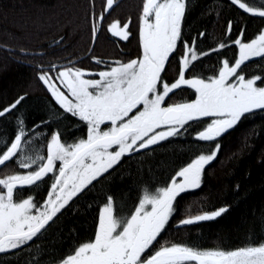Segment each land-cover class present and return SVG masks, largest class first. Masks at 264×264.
Masks as SVG:
<instances>
[{"label":"snow or ice","instance_id":"obj_1","mask_svg":"<svg viewBox=\"0 0 264 264\" xmlns=\"http://www.w3.org/2000/svg\"><path fill=\"white\" fill-rule=\"evenodd\" d=\"M114 3L115 0H106L104 11L92 28L93 41ZM231 3L245 13L264 18V10L251 6L247 0ZM189 4L191 0H143L139 18L142 56L126 63L115 62L116 66L95 74L98 79H86V74H92L74 67L58 70L53 66L54 76L38 73V80L62 112H54L50 119L32 129L18 116L14 138L10 143L0 144V169L15 164L23 170L0 178V253L22 249L43 236L74 198L94 186V182L109 181L125 157L132 159L142 151L154 150L161 142L182 135L190 122L204 120L205 126L193 139L215 142L207 154L197 155L176 170L166 186L153 191L146 188L142 197L138 192V205L127 218L119 215L118 205L114 214L116 197L109 190L99 211L94 240L78 244L58 264H264V241L234 250L172 244L147 255L173 216L177 197L202 187L206 167L219 154V138L237 126L246 114L264 110V86H257L258 81L264 82V77L246 78L242 68L252 59L264 58V31L244 42L242 29L232 42L238 46L237 58L231 66L224 59L216 76L186 78L195 70L189 59L193 62L198 59L193 47L195 39L182 40ZM130 24V19L122 25L115 21L107 30L127 41ZM231 32L230 21L227 33ZM178 42L185 49L182 67L178 79L168 83L162 73ZM227 46L222 43L220 49ZM182 86L194 90L195 99L168 105L166 99ZM25 98L26 94L21 95L0 109V118L15 110ZM69 116L86 125V138L68 143L62 140L64 133L59 127L50 137L37 131L45 124H59ZM41 138H46V155L39 151L27 154L26 149ZM48 180L51 183L47 197L38 203L31 192ZM143 183L151 187L150 181ZM25 189L29 191L27 196L23 195ZM228 211L229 206H223L181 219L177 226L215 221Z\"/></svg>","mask_w":264,"mask_h":264},{"label":"trees","instance_id":"obj_2","mask_svg":"<svg viewBox=\"0 0 264 264\" xmlns=\"http://www.w3.org/2000/svg\"><path fill=\"white\" fill-rule=\"evenodd\" d=\"M247 2L264 10V0ZM142 4L143 0H115L93 41L92 28L106 7V0H0V109L26 94L15 110L0 118V144L10 143L14 138L18 116L32 129L50 119L54 112H62L38 80V73L48 72L54 76L53 66L58 70L74 67L91 73L86 74L89 79H98L95 74L116 66L115 62L140 58ZM129 19L131 35L127 41L112 36L107 30L113 22L120 21L122 25ZM230 21L232 32L229 35ZM242 29L243 41L250 42L264 31V18L245 13L231 0H191L183 22L182 40L195 39L193 47L198 59L195 62L189 59V65L195 64V70L186 78L216 76L224 59H228L231 66L238 55V46L232 42ZM200 33L205 35L200 36ZM222 43L228 46L220 49ZM184 53L183 44L178 42L162 73L168 83L178 79ZM96 60L103 63L98 64ZM242 68L246 78L264 77V58L252 59ZM257 86H264V82L258 81ZM194 99V90L183 86L174 90L166 103ZM204 126V120L190 122L182 135L161 142L154 150L142 151L132 159L125 157L113 170L109 181L94 182V186L74 198L43 236L22 249L0 253V264H58L78 244L94 240L99 211L109 190L116 197L114 214L118 205L119 215L129 217L138 205V192L142 197L146 188L153 191L166 186L176 170L197 155L210 151L215 142L193 139ZM58 127L64 133L62 140L68 143L86 137V125L70 116L59 124H45L37 131H44L50 137ZM219 143V154L206 167L202 187L177 197L173 216L147 255L172 244L205 250H234L264 241V110L246 114L237 126L219 138ZM45 145L46 138H41L26 149V153L34 155L39 151L46 155ZM21 171L10 164L0 169V178ZM147 181L151 182V187L143 183ZM50 183L48 180L31 192L38 203L46 199ZM28 194L25 189L23 195ZM223 206H229V211L215 221L177 226L181 219Z\"/></svg>","mask_w":264,"mask_h":264},{"label":"rangeland","instance_id":"obj_3","mask_svg":"<svg viewBox=\"0 0 264 264\" xmlns=\"http://www.w3.org/2000/svg\"><path fill=\"white\" fill-rule=\"evenodd\" d=\"M134 59H138V58H134ZM131 60H132V59H131ZM182 60H183V57L181 58V62H182ZM129 61H130V60H128V61H126V62H129ZM123 62H124V61H123ZM126 62H125V63H126ZM84 78L89 79V78L86 77V76H85ZM85 138H86V137H85ZM6 176H7V175H6ZM6 176H4L3 178H6Z\"/></svg>","mask_w":264,"mask_h":264},{"label":"flooded vegetation","instance_id":"obj_4","mask_svg":"<svg viewBox=\"0 0 264 264\" xmlns=\"http://www.w3.org/2000/svg\"><path fill=\"white\" fill-rule=\"evenodd\" d=\"M183 87V86H182Z\"/></svg>","mask_w":264,"mask_h":264}]
</instances>
